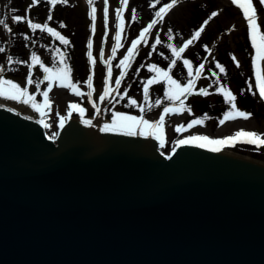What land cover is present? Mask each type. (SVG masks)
Segmentation results:
<instances>
[{
	"label": "water",
	"instance_id": "95a60500",
	"mask_svg": "<svg viewBox=\"0 0 264 264\" xmlns=\"http://www.w3.org/2000/svg\"><path fill=\"white\" fill-rule=\"evenodd\" d=\"M103 127L0 105V264H264V164Z\"/></svg>",
	"mask_w": 264,
	"mask_h": 264
},
{
	"label": "rangeland",
	"instance_id": "374dc122",
	"mask_svg": "<svg viewBox=\"0 0 264 264\" xmlns=\"http://www.w3.org/2000/svg\"><path fill=\"white\" fill-rule=\"evenodd\" d=\"M168 3H171V0H159V2L128 0L121 11V0H107V3L105 0H92L91 4L89 0H67V3L60 0L55 7L49 5L47 0H41L33 7H29L32 5V0H0V18L6 19L7 25L12 29L8 32L0 26V47L4 48V52L0 53V78L11 80L21 88H26L28 94L35 98L36 104H43V92L48 89L49 83L52 84L49 100L53 102V106L42 109L45 115L41 117L39 113V117L49 118L45 132L54 138L60 127L61 118L67 117L64 122L68 118L90 119L95 116L97 109L101 110L102 118L109 124H112L114 114L143 118L150 123L157 122L164 107L178 109L179 102L173 104L166 99L164 93L168 85L163 77H159L160 83L150 86L149 96L145 101L142 82L157 76V73L148 72V65L155 64L162 71H169V75L183 84L189 79L187 75L189 68L183 64V60L187 59L193 75L195 68L204 64L201 75L195 79L194 91L204 88L209 95H191L185 100V104L191 106L192 114L183 111L165 116L164 127L168 130V135L166 145L161 149L162 152L168 154L175 140L192 135L218 138L231 135L235 131L248 130L264 137V107L258 105L252 78L254 53L247 45V25L239 7L234 5L232 0H179L164 14L163 21L158 22L137 45L130 66L124 70L126 75L120 87H116L115 79L120 76L122 70L117 67L120 60L127 54L132 41L140 38L139 34L143 28L156 18L155 12ZM254 6L258 10L257 23L264 26V6L259 5V0H254ZM93 8L95 9L94 33L90 30L93 25L90 16ZM11 9H17V12L12 13ZM105 9H107V17H105ZM133 9H135V19H133ZM26 10L28 20L41 25L46 23L64 36L69 43L64 45L46 31L31 29L27 21L12 22V15L25 16ZM50 10L52 19L48 20ZM118 11L120 19L117 18ZM213 12L217 13L214 17L211 16ZM205 21L207 24L204 23ZM61 23L65 27H60ZM117 25L120 27L118 28ZM202 25L204 31L200 37L189 45L181 54L180 60L170 69V60L176 58L167 45L171 44L177 48L183 46L184 42L191 39L194 32ZM118 31L120 39L117 42L115 37ZM157 33L162 43L156 45V50L153 51L152 45L155 43ZM169 35L172 39H169ZM25 36L29 39H24ZM90 40L91 49L87 47ZM113 47H116L114 58ZM89 51L95 61L94 65L88 59ZM33 54L39 57L40 64L52 71L45 73L39 65H34L31 60ZM9 56L21 63L9 64L7 59ZM109 60L112 78L105 85L108 71V64L105 62ZM217 63L225 68L224 73H220L216 67ZM260 64L264 76V61ZM65 67L70 69L68 78L76 84L81 95L77 96L70 88L59 86L64 82L62 79L64 74L61 70ZM137 69H139L138 73ZM29 75L33 80L30 85L26 83ZM89 75L92 76L91 89L87 84ZM225 85L236 95L238 109L252 114L249 119L236 118L226 121L223 125L219 124L224 113L231 110L225 103L223 94L217 91ZM250 85L253 86L251 92L248 91ZM105 87L109 89V95L101 101L100 96L103 95ZM242 90L243 95H241ZM89 93H91L90 97ZM129 100H135L136 104H129ZM156 100L160 101L159 105L155 104ZM31 103L18 104L24 109H33ZM70 103L81 106L84 109L83 116L74 110L69 116ZM141 107L144 108L143 112ZM47 111L50 112L48 116ZM205 114L209 119H205L203 125H196L179 133L175 131L177 126H187L190 121L203 118ZM117 125L135 127L144 133L151 132L155 137L157 136L155 129L144 128L142 125L133 124L132 121H117ZM225 154L252 160H255L251 157L254 156L264 163V149L252 152L247 147L238 149L230 147Z\"/></svg>",
	"mask_w": 264,
	"mask_h": 264
},
{
	"label": "snow or ice",
	"instance_id": "6c2138e0",
	"mask_svg": "<svg viewBox=\"0 0 264 264\" xmlns=\"http://www.w3.org/2000/svg\"><path fill=\"white\" fill-rule=\"evenodd\" d=\"M40 2H41V0H32V5H30L29 7L37 6ZM59 2H60V0H47V3L49 5H51L52 7H55ZM63 2L67 3V0H63ZM91 2H92V0H89L90 4H91ZM157 2H159V0H157ZM178 2H179V0H171V3L165 4L158 11H156L155 12L156 19H153L146 27L143 28V30L139 34V36H140L139 39L132 41L131 47H129L127 49V54L124 56V58L122 60H120L119 64L117 65V67L122 69L120 72V76L115 79V85L117 88L120 87L121 81L124 79V76L126 75V72L124 70L130 66V60L134 56V53L137 49V45L141 43V40L144 39L146 34L149 33L150 30L158 22L163 21L164 14L168 10L172 9ZM105 3H107V0H105ZM121 3H122V8H121V11H122L123 6L127 5L128 0H121ZM232 3L234 5H237L241 9L243 17L247 22L251 46L254 49V53H255L252 56L253 66L255 68V67H257V65L261 61H264V31H262V28H264V26H261L257 23L258 10H257V7L254 6V0H242V2H241V0H232ZM259 5L264 6V0H259ZM132 11H133V19H135V9H133ZM11 12L16 13L17 9H11ZM94 14H95V9L93 8L91 10V13H90V16L93 20V25H92L90 30L93 33L95 32V23H94L95 22V15ZM216 15H217L216 12H213L211 14L212 17H214ZM105 17H107V9H105ZM117 18L120 19V12L119 11L117 12ZM11 19H12L13 23H21V22L27 21L28 26L31 29H33V30L38 29L41 32L46 31L51 36L59 39V41L64 45H67L69 43V41L67 39H65L64 36L60 35L59 32L54 31L53 28L49 27L46 23L41 25L38 23H33L31 20H28L27 19V10H26L25 16L12 15ZM51 19H52V14H51V10H50L48 20H51ZM105 23H106V20H105ZM204 23L207 24V21H205ZM0 26H3L8 32L12 31V29L7 25L6 19H4V18H0ZM60 27L63 28V27H65V25L63 23H61ZM117 27L119 28L120 25H117ZM203 31H204V26L202 25L199 30L194 32L191 39L184 42L183 46H180L178 48L173 47L171 44L167 45V47L171 49L172 55L175 56V58H176L175 60H170V65H169L170 69L172 66L176 65L177 61H179L181 58V54L185 52V50L189 47V45H191L193 43L194 40H196L197 38L200 37V35ZM169 33H171V29H169ZM24 39L27 40V39H29V37L25 36ZM115 39L117 40V42L119 41V39H120V32L119 31L116 33ZM169 39H172L171 35H169ZM161 43H162V41L160 39L159 33H157L155 43L152 45L153 51L156 50V45H160ZM118 46H119V44H117V47ZM87 47L89 49H91V47H92L91 40L89 41ZM2 52H4V48L0 47V53H2ZM115 54H116V47H113V49H112V57L113 58L115 57ZM87 55H88V59L91 62V64L94 65L95 61L92 59L91 51H89ZM149 55H151V54H149ZM102 56H103V53L101 52V57ZM7 59H8L9 64H11L13 62L21 63V61H18V60L14 61V58L11 56H9ZM31 60H32V63L34 65H39L45 73H49L52 71L51 69L44 67L43 64H40L39 57H37L35 54L32 55ZM105 63L108 64L107 78L104 81L105 85H107L109 83V80L112 78V68H111V61L110 60L106 61ZM183 64L185 67L189 68V71L187 73L189 79H187V81L183 84L181 82H179L177 79H174L172 75H169V71H162L155 64L148 65L147 70L149 73H153V72L157 73V76L153 77L151 79H148L147 81L142 82L143 83V94H144V98L146 101L148 96H149L150 86L153 84L160 83L161 81H160L159 77H163L164 81H166V83L168 85V89L165 91L164 95H165L166 99L168 101L172 102L173 104H175L178 101L179 102V108L178 109L164 107L162 114L159 116V120L157 122H154V123H150L149 121H147L143 118L138 119V118L132 117V116L114 114L112 124L111 125L105 124L104 127L102 128V131H113V130H115L117 127V121H132L133 124L142 125L144 128L155 129L158 133V135L156 136V139L160 140V147L161 148L164 147L163 127H164L165 116L172 114L174 112L178 114L179 112H183V111H187L189 114H192V108L190 105L185 104V100L191 95H199V96H208L209 95V92L207 91V89H204V88H200L198 91H194L195 79H196V77H199L201 75V71L205 67L204 64H200L198 67L195 68V75H193V71L191 70V65H190L189 60L184 59ZM237 66H239V64H237ZM141 67H144V65H141ZM216 67L219 69L220 73L225 72V68L223 66H221L219 63L216 64ZM61 71L64 74L62 77L64 82L61 83L59 86L70 88L74 92V94L77 96L81 95V93L76 88V84L73 83L68 78L69 73H70V69L65 67ZM136 71L138 73L139 69H137ZM30 72H31V69H30ZM46 79H47V77H46ZM255 79H256V83H255L254 87L258 91L260 99L262 101H264V76H261L259 74V72H257ZM26 83L29 85L33 83V80L31 79V75H29V77L27 78ZM215 83H218V81H215ZM87 84H88L89 89H91L92 88V76L91 75H89V77H88ZM37 87H38V83H37ZM209 87H211V85H209ZM51 89H52V84L49 83L48 89L43 92V97H44L43 104H36V103H34L35 98L28 94L26 88H21L20 86H18L16 83H14L11 80L0 78V97H5L7 99L16 101L18 103H23L25 105H28L30 102H32L31 106L33 107V109L35 111L40 113L41 117H43L45 115V113H44V111H42V109L51 107V101L49 100V91H51ZM252 89H253V86L250 85L248 91L251 92ZM217 91L219 93L223 94L225 103H227L231 109L230 111L224 113V117H223V119H221L219 121V124L223 125L226 121L233 120L236 118H242L244 120H247L251 117V115H252L251 113L241 111L238 109V106L236 103L237 97L227 88L226 85L218 88ZM108 95H109V89L107 87H105L103 95L100 96V100L103 101ZM241 95H243V90L241 92ZM90 96H91V93H89V97ZM181 97H183V99ZM121 99H123V97H121ZM129 104H136V101L135 100H129ZM155 104L159 105L160 101L156 100ZM68 107L70 109L69 116L71 115L72 110L78 111L80 113V115L83 116L84 109L80 108L79 105H77L75 103H70ZM97 111H99V109H97ZM141 111L142 112L144 111L143 107H141ZM66 118L67 117L61 118L60 125H59L61 128L64 126V120ZM205 119H209L207 114H205L203 118H197V119L190 121L187 126H183V125L177 126L175 131L179 133L182 131H186L187 129L192 128L196 125H203ZM40 123L44 124L43 119H41ZM84 123L86 125H91L90 120H85ZM44 127H48V125L44 124ZM122 134L134 135L135 132L131 128H129L128 131H126ZM141 134H143V132H141ZM235 143H251V144H255L257 147H261V146H264V137H262L260 134H257L255 132H247L244 130H240V131L236 132L234 135H232L230 137H226L224 139H210L209 137L203 136V135H193L190 138L176 141V146L179 147V146L186 145V144H193L196 147H205L206 145H215L217 147H212L209 150L210 151H219L220 148L218 146H220V145H230L231 146V145H234Z\"/></svg>",
	"mask_w": 264,
	"mask_h": 264
},
{
	"label": "bare ground",
	"instance_id": "6f19581e",
	"mask_svg": "<svg viewBox=\"0 0 264 264\" xmlns=\"http://www.w3.org/2000/svg\"><path fill=\"white\" fill-rule=\"evenodd\" d=\"M0 105H3V106H5V107H7V108H9V109H12V110H14V111H16V112H18L19 114H21L23 117H26V118H28V119H31L32 121H36V122H40L41 121V119H40V117H39V112H37V111H35L34 109H24V108H22V107H20V104H18V102H16V101H13V100H10V99H7V98H5V97H0ZM22 111H21V110ZM74 120H76V119H71V121H74ZM88 120H90L91 121V124H93V125H97V126H104L105 124H109V123H107L103 118H102V112H101V110H99V111H97V115L96 116H94L93 118H90V119H88ZM70 121V122H71ZM80 122H81V120H80ZM109 125H111V124H109ZM117 128H122V129H127V130H129V128H131L133 131H139L140 132V130H138L137 128H135V127H126V126H119V125H117ZM44 132L46 131V129H44L43 130ZM144 135H147V134H144ZM149 136H151V137H155L151 132L148 134ZM186 137H182V138H179L178 140H182V139H185ZM242 146L243 147H247V146H249V145H247V144H242ZM221 154H224V153H226V150L225 149H222L221 151H219ZM228 155V154H227ZM228 156H230V155H228ZM233 157H239V156H233ZM244 159H246V160H249V159H247V158H244ZM257 159V158H256ZM255 159V160H256ZM259 160H261L260 158H258L257 160H256V162H258V163H260V161ZM262 163V162H261ZM264 164V163H263Z\"/></svg>",
	"mask_w": 264,
	"mask_h": 264
},
{
	"label": "trees",
	"instance_id": "16d2710c",
	"mask_svg": "<svg viewBox=\"0 0 264 264\" xmlns=\"http://www.w3.org/2000/svg\"><path fill=\"white\" fill-rule=\"evenodd\" d=\"M243 104H245V105H247V103H243ZM238 147H242V145H238ZM255 149H253V151H254ZM254 157V156H253ZM255 158H257L258 159V157H255Z\"/></svg>",
	"mask_w": 264,
	"mask_h": 264
}]
</instances>
